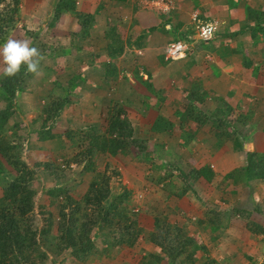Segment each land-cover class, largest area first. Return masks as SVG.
Returning <instances> with one entry per match:
<instances>
[{
  "label": "trees",
  "instance_id": "16d2710c",
  "mask_svg": "<svg viewBox=\"0 0 264 264\" xmlns=\"http://www.w3.org/2000/svg\"><path fill=\"white\" fill-rule=\"evenodd\" d=\"M22 1L0 0V45L6 41L10 29L17 23ZM114 1L120 0H101L100 9H106L105 12L107 13ZM81 6L82 2L80 0H56L52 6L53 12H51V20L48 23L49 29L53 28L63 15H69L73 23L75 22L80 27L78 33L69 32V36L62 40L65 43L61 48H70L68 54L66 51L64 53L59 51L60 53L55 52L51 56L56 62L50 67L53 68L54 65H57L55 68H58L61 73L65 72L64 61L68 57H72L70 55H73L71 50L73 48H79L78 51L81 50L80 45H77L88 39L90 29L95 22L94 14L83 12ZM241 12L244 19L238 20L240 23L246 21V24L250 22L264 24V6L258 8L257 11H252L246 6ZM254 33H264V26L254 29ZM104 34L108 44L96 47L97 51L102 53H98L102 60H99V57L92 56L93 54L91 56L94 57L93 59L101 68H105L110 73L111 79L115 81L118 77V67L122 71H126V63L130 61V54L120 58L124 52V44L115 30H106ZM179 40L187 42L182 39L171 42ZM213 40L204 43H211ZM34 41L35 39H32V45ZM38 44L36 45L37 48H39ZM58 45H62V43L60 42ZM87 50L91 54L92 51L88 48ZM161 60L165 64L175 62L166 61L163 54ZM117 61H119V64ZM24 71L22 69L21 74L16 77H6L4 73L0 75V101L5 103L3 108L0 106V264H44L49 255L52 256L55 262L58 257L67 251L75 260L83 262L88 257L96 254L98 239L105 245L101 248V253L108 252L109 249L114 247H136L140 237L143 236V229L146 227L142 229L138 224V220L132 216L130 192L123 190L121 193L113 194L109 188L110 178L107 172H98L95 163L97 154L104 153L116 156L128 149L129 142H136L134 139L130 140L132 139L133 129L128 119H120V115L124 114L121 104L113 99L109 100L110 103L115 104L108 109V123L107 125L103 123L105 125L104 134L99 136V130L91 131L84 150L76 151L72 155L69 151L71 149L73 151L72 147L69 150H51L47 148L48 144H52L56 140L54 138L57 135H53L49 131L46 132L44 129L37 131L33 126L27 154L29 156L31 152L35 151L42 154L44 158L41 161L34 160L31 164H27L22 158V139L18 134L21 127L24 128L26 125L23 124L19 116L14 118L16 113L20 111L16 105L18 94L23 91L25 78L29 75H25ZM49 72L50 74L53 73L52 70ZM131 73L134 74L136 82L143 89L142 97L145 100L152 99L155 95L152 81L137 77L138 73L135 69H132ZM71 79L70 82H73L78 81L79 78L72 77ZM120 85L127 98H129V95L133 96L135 92H138L134 87H131L126 76L121 78ZM50 86L47 89L51 91H46L45 94L46 101L52 99V90L56 94L60 92H56L59 89L54 88L52 84ZM69 86L72 87V84H69ZM159 94L163 95L162 92ZM65 98V95H59L56 99L45 102L41 108V114H39L42 128L48 122L55 123L57 121L61 110L70 101ZM211 119L215 120L214 118ZM37 120L38 116L34 117L32 125H36ZM227 126H229L227 123L215 125L218 128ZM66 134V138L70 141H72L73 135H76L72 131H68ZM246 155L250 165L249 178H264V158L259 157V159H256L257 155L254 153ZM59 157L69 158H65V164L61 166L58 163ZM81 163H84L82 171L92 173L93 177L81 199L77 200L70 193L68 186L61 184V172L63 171L61 167H70L72 164L79 165ZM174 169L178 172V176L181 177L182 181V187L180 186L178 190L179 193L172 194L177 199L183 197L182 195L190 188L191 183L201 177V174L206 180L212 178L210 172L207 176L205 175V168L197 171L192 166L191 170L187 172V170L181 169V164H177ZM38 173V177L45 178L47 183L53 182L49 188H43V191L52 200L51 204H54L53 208L55 210L42 213L43 228L40 229V234L34 228L31 220L36 195L32 183L37 180L39 184ZM171 191L175 192L174 190ZM41 208L45 209L43 206ZM208 222L211 224V228L214 229L220 225L217 217L215 220L214 218L209 219ZM199 223L203 224L202 221ZM152 226L153 230L147 238L156 247V250L145 252L141 256L139 264L219 263L208 254L206 247L199 246L196 238L186 232L184 225L179 226L168 222L164 217H156ZM54 228L56 229L55 235L52 234ZM246 228L251 234L264 233L256 223H250L246 225ZM211 239H213V236H211ZM198 251L202 252V256L199 258H197ZM224 260L230 264L229 257ZM260 264H264V258Z\"/></svg>",
  "mask_w": 264,
  "mask_h": 264
},
{
  "label": "crops",
  "instance_id": "0c3cea01",
  "mask_svg": "<svg viewBox=\"0 0 264 264\" xmlns=\"http://www.w3.org/2000/svg\"><path fill=\"white\" fill-rule=\"evenodd\" d=\"M80 1L82 11L94 14L95 17L90 36L85 40V45H91L88 47L90 51L97 50L93 47L95 41H98L99 47L108 44L104 32L111 29L117 32L124 44V52L120 58L139 53L145 66L151 62L152 67L155 66L154 70L148 68L145 73L137 71V77L152 81L155 93L163 92L159 101L141 100L146 114L141 116L142 122L138 125L149 128L148 135H155V141L176 140V151L184 146L188 157L186 160L197 171L205 168L206 176L211 173L212 178L209 180L204 179L201 174L191 184V191H197L199 187L207 192L208 200L225 206L230 196H239L241 190L248 189L247 194L253 197L256 210L259 211L261 205L264 209V178H249L250 165L246 155L254 153L257 155L256 159L264 158V33L253 34L254 29L263 27L264 24L238 21L244 19L242 9L247 6L252 11H257L264 6V0H155L159 3L157 6L148 4L153 0H120L111 5H118L121 11L114 18H108L111 12L106 13V9H100L101 0ZM194 11L198 12L202 21L216 20L220 23L211 43L197 39L195 24L191 21ZM55 27L63 28L68 34L78 33L80 29L69 15H63ZM122 29L126 30L124 37L120 34ZM176 39L189 42L190 51L183 60L167 64L172 72H169L170 75L167 72L166 75L165 69L160 67L164 64L161 63L162 50ZM83 51L88 50L84 48ZM157 59L160 60L159 63L153 64ZM77 67L78 77H73L79 78L77 82L82 87L91 86L88 88L89 92L92 91L91 97L96 103L94 105L97 106L96 97L107 99L105 95L112 89L114 82L110 73L101 67L99 71L91 70L99 73V78L88 81V76L83 73L88 67ZM174 71L176 74L182 71L178 79L180 83L168 88L167 81L174 78ZM117 76L119 84L121 78L126 76L131 87L142 93L143 89L136 82L133 73L122 71L118 67ZM173 80H177L176 75ZM189 92L191 96L187 98ZM166 93H170L169 100L165 98ZM78 98H83L82 94ZM171 102L176 105L173 112L170 111V106L174 105ZM243 122L244 127L240 128L239 124ZM221 123L229 126L215 127ZM167 133L169 138L166 137ZM252 184L258 188L255 193L250 189ZM189 199L185 196L179 201L185 204ZM226 207L222 208L218 218L220 225L216 229L222 232L226 227L225 233L231 245L235 247L236 243L240 246L241 237L250 235V232L240 228L238 220L241 209L246 208L237 200L229 201ZM255 223L259 225V222ZM261 229L264 231V228ZM241 245L247 247L245 243Z\"/></svg>",
  "mask_w": 264,
  "mask_h": 264
},
{
  "label": "rangeland",
  "instance_id": "374dc122",
  "mask_svg": "<svg viewBox=\"0 0 264 264\" xmlns=\"http://www.w3.org/2000/svg\"><path fill=\"white\" fill-rule=\"evenodd\" d=\"M55 1L56 0H23L20 6V16L18 21L10 29L5 39H27L30 41L31 46L34 47L39 43L38 49L45 54V60L41 62L42 73L39 76L29 74L28 77L25 78L23 91L18 94L16 101L18 110H20L19 112L23 114L16 113L14 118L19 116L23 121V124L26 125L24 128L21 127V130L18 132L19 137L22 139V158L27 164H31L34 160L41 161L44 158L42 154H36L35 152H31L29 156L27 154V150H29L27 147H29L28 144L31 140L30 133L33 131V126H35L37 131L44 129L46 132L49 131L51 134L57 135V137L54 138V140H56L47 146V148L51 150H69L70 147H72L73 151L72 149L69 150L71 151V155L75 154L76 151L84 150V146L88 142V135L91 131L99 130V136L104 134L105 125L108 123V109L115 104L110 103L109 100L113 99L117 101L121 104V108L124 112V114L120 115V119H128L133 129L132 139L130 140L134 139L136 142H129L128 149L124 150L122 153H118L116 156H110L104 153L97 154L95 157L96 168L100 173L104 171L107 172V175L110 178L109 188L113 194L121 193L123 190L130 192L132 216L138 220V224L142 229L143 227L146 228L143 229V236L140 237L138 244H136V247L134 248L114 247L109 249L108 252L101 253V248L105 245L100 239H98V242L96 243V254L88 257L83 262L75 260L67 251L58 257L55 262L52 256L49 255L48 260L44 264H139L140 258L145 252L156 250V247L147 238L149 233L153 230L152 224L156 217H164L172 224L179 226L184 225V227H186V232L196 238L199 246L206 247L208 254L216 259L219 262L218 264H228L224 260L228 257L230 258V264H260L264 258V233H250L251 236L245 234L241 237V242L247 244V247H242V243L240 246L235 243L234 247L230 245L231 242L227 240L228 235L225 233L227 229L226 227L224 228L225 230L219 232L218 230L216 231V229L211 228V224L208 222L211 218H214V220L216 217L219 218L222 208H227L226 206L229 201L237 200L241 204H244V208H246L241 209L242 212L238 215V220H240L239 223L241 225L240 228H242L243 231H247L246 225H249L250 223L253 224L255 221L259 222L261 228H264V209H262V205L260 204L261 209H259V211L256 210L257 205H254L253 197H250L251 194H247L248 189L241 190L239 196H230L229 201L225 206L208 200V197H206L207 192L199 187H196L197 191H191V186L186 193L182 195L183 197L186 196L190 199L185 201V204L179 201L180 198L177 201L172 194L179 193L178 190L180 189V186L182 187V181L174 167H176L177 164H181V169L189 172L192 165L188 159L186 160L188 157L185 155L184 146L176 151L175 147L178 146L176 140L163 142L155 141L153 138L155 135H148L149 128L138 125L142 122L141 116L144 117L146 114L144 105L141 104V100H144L142 93L135 92L133 96L129 95V98H127L125 97L127 95L124 90L119 87L120 84L115 80L112 89L107 95H105L107 99H105V97H96L95 99L98 100L97 106L94 105L96 103L93 101V96L91 97L92 91L89 92L90 89L88 88L91 86L87 87L86 85V87H82L77 80L70 82L74 75L75 77H78L79 68L77 65H86L88 67L86 72H83L88 76V81H93L99 78V73L96 74L91 71H95L96 69L99 71L100 69V65L96 63L92 56L99 57V60H102L99 55L102 53L97 50L91 52V54H93L92 56H88L84 53L87 51H83V49L91 46L89 43H87V45H85V42H82L81 44L78 43L77 46L81 45L80 49H82L80 52H77L79 48H73L71 50L73 55L70 56L72 57H68V59L64 61V68L67 71L62 73L59 72L58 68H55L57 65H54L53 68L50 67L56 62L51 57L55 52L60 53L59 51H61L64 53V51H66L68 54L70 50V48H61L65 43L62 40L69 36L67 33L68 31L62 30L63 28H56L55 26L51 29L48 28V23H50L51 20V12H53L52 6ZM148 4L151 6L159 5L156 1H150ZM123 10L126 11L127 9L123 8ZM108 12L115 15L113 16L112 14H109L108 18H114L118 16L121 11L118 9V5H114L110 7ZM108 24L110 23L108 22ZM125 32L126 30L122 29L120 34L124 37ZM32 39H35L34 42H36H33V45ZM60 42L62 45H58ZM93 47H99L98 41H95ZM136 54L129 55L130 61L126 63L127 71L131 73L132 69H135L145 73L148 68L154 70L155 66L152 67V62L148 66H145V61H141L142 56L140 55V59V56H138L139 53ZM159 61V59L154 60L153 64L159 63ZM117 62L119 64V61ZM168 65L164 63L160 66L163 70L165 69L166 75L167 72L168 75H170L169 72H172L170 68L168 69ZM157 66L158 65H156V67ZM3 68L4 65L0 63V75L4 73ZM50 70H52L53 73L50 74ZM69 70L70 72L68 73ZM181 72L176 74V71H174V78L176 75L178 80ZM80 74H82V72L79 73V76ZM117 79H119V77H117ZM173 79L167 81L168 88L169 86L173 88L180 83L179 80L177 81ZM51 84L54 88L59 89L58 91L56 90V92H60L59 94H56L52 90V99L46 101L45 94L46 91L50 90L47 88L51 87ZM69 84H72V87L69 86ZM159 88L160 87L158 86L157 90H159ZM80 94H82L83 98L79 99L78 97ZM166 94L167 97L165 98L169 100L170 93ZM59 95H65V97L70 100L69 103L63 110H61L60 116L55 123L48 122V124L42 128L41 120L39 118L41 108L45 102H50L53 99H56ZM190 96L191 94L189 92L187 98ZM160 98H162V95L155 93L150 100L154 101V99H156L159 101ZM0 106L3 108L5 103L0 101ZM162 106L165 105H161V107ZM175 107V104L170 106V111L173 112ZM227 112L230 114V111ZM36 116H38L36 122L37 126L32 125L33 118ZM136 119L138 121H136ZM103 123H105V125ZM244 124V122L239 124V127L243 128ZM150 126L154 127V125ZM181 130L182 129L180 128V131ZM243 130L244 129H242V131ZM68 131H72L76 134L73 135L71 139L72 141L68 140L65 136ZM160 137H163V134H160ZM166 137L169 138L170 135L167 133ZM25 148L27 149L25 150ZM65 158L67 159L69 157L58 158V163L61 164V166L65 164ZM83 166L84 163L79 165L72 164L70 167H61L63 168V171L61 172V184H66L72 196L77 200L81 199L93 177L92 173H84L82 171ZM38 176L39 173L37 177ZM38 179L39 184L37 183V180H34L32 183V188L36 190V195L34 198L35 208L31 214V220L34 228H36L38 234H40V229L43 228L42 213L55 210L53 208L54 204H51L52 200L47 197L43 191V188H49L53 182L50 181L47 183L45 178L41 179L38 177ZM191 184H194V182ZM250 189L252 190V193H255L258 188L252 184ZM171 190H174L175 192ZM235 196H237L236 199H233ZM42 206L45 207V209L41 208ZM201 221L203 224L199 223ZM215 232H217V235H215ZM52 234H56L55 228L52 230ZM211 236H213V239H211ZM232 247H234L235 250ZM43 248L45 249V247ZM198 252L197 258L202 256V252Z\"/></svg>",
  "mask_w": 264,
  "mask_h": 264
},
{
  "label": "clouds",
  "instance_id": "9594fccd",
  "mask_svg": "<svg viewBox=\"0 0 264 264\" xmlns=\"http://www.w3.org/2000/svg\"><path fill=\"white\" fill-rule=\"evenodd\" d=\"M188 44L190 45L189 42ZM44 60L45 54L37 47L31 46L27 39L8 38L0 46V63L4 65L3 72L6 77H16L21 74L22 69L25 70V75L39 76L42 73L41 62Z\"/></svg>",
  "mask_w": 264,
  "mask_h": 264
},
{
  "label": "built area",
  "instance_id": "2783aa9c",
  "mask_svg": "<svg viewBox=\"0 0 264 264\" xmlns=\"http://www.w3.org/2000/svg\"><path fill=\"white\" fill-rule=\"evenodd\" d=\"M191 21L195 24L197 39L204 42L214 39L220 25L216 20L202 21L197 11L192 12ZM189 51L190 45L179 40L168 43L164 48L163 56L166 61H177L184 58Z\"/></svg>",
  "mask_w": 264,
  "mask_h": 264
}]
</instances>
